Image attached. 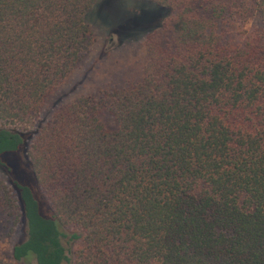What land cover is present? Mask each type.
<instances>
[{
  "label": "trees",
  "instance_id": "trees-1",
  "mask_svg": "<svg viewBox=\"0 0 264 264\" xmlns=\"http://www.w3.org/2000/svg\"><path fill=\"white\" fill-rule=\"evenodd\" d=\"M143 8L140 79L39 120L96 28ZM0 171L24 226L0 264H264V0H0Z\"/></svg>",
  "mask_w": 264,
  "mask_h": 264
},
{
  "label": "rangeland",
  "instance_id": "rangeland-1",
  "mask_svg": "<svg viewBox=\"0 0 264 264\" xmlns=\"http://www.w3.org/2000/svg\"><path fill=\"white\" fill-rule=\"evenodd\" d=\"M150 19L151 15L148 13V9L143 8L131 16L127 22H124L125 25H119V29H113L111 32L103 31L100 27L94 29V40L81 60L44 97L41 110L37 116L39 120L46 119L52 111L76 96L96 95L102 89L120 88L137 82L141 77V68L145 60L143 36L139 34L138 30ZM260 23L259 18L253 16L246 19L244 23L235 24V28L222 26L226 32L224 40L237 42L238 36L233 31L236 32L238 28L243 26L247 28L249 25H259ZM125 26L134 28L132 36L128 39L121 38L123 36L121 31L129 29ZM103 120L105 123L110 122V118L106 115ZM25 147L26 145L24 149ZM20 156L21 160L26 163L22 151ZM2 160L10 167L11 179L32 189L36 198L33 175L30 169L20 162L17 154L15 152L5 153ZM1 185L8 187L6 177L0 171V259L9 262L12 261L11 246L23 237L24 226L21 221H13V209L1 199L2 196H6ZM9 194L11 199L14 198V193L9 192ZM36 199L39 203L40 214L46 215L42 202L39 201L38 197Z\"/></svg>",
  "mask_w": 264,
  "mask_h": 264
}]
</instances>
